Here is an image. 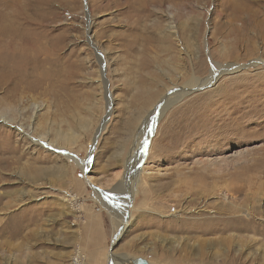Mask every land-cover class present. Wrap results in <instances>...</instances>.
<instances>
[{
    "label": "rangeland",
    "instance_id": "374dc122",
    "mask_svg": "<svg viewBox=\"0 0 264 264\" xmlns=\"http://www.w3.org/2000/svg\"><path fill=\"white\" fill-rule=\"evenodd\" d=\"M9 46L0 264H27L29 236L49 264H264V0H0Z\"/></svg>",
    "mask_w": 264,
    "mask_h": 264
},
{
    "label": "bare ground",
    "instance_id": "6f19581e",
    "mask_svg": "<svg viewBox=\"0 0 264 264\" xmlns=\"http://www.w3.org/2000/svg\"><path fill=\"white\" fill-rule=\"evenodd\" d=\"M250 13L248 12L247 13H241V16H249L248 19H242V22H243V26L246 27V25H251L252 24V20H253V23L255 22V20L257 19V15L254 17V15H249ZM237 15V14H236ZM240 15V14H239ZM230 27L233 28V25H231ZM234 29V28H233ZM232 31V30H231ZM10 48H7L8 51H6L7 53V56H3V57H0V66H3V67H7L9 64H10V60L11 59H15L16 56H17V52L14 50V48H12L13 46H9ZM6 48V47H5ZM4 48V49H5ZM29 48V47H28ZM13 49V50H12ZM38 58V57H37ZM241 68L239 66H233V67H230L228 69V73L231 74V73H234L235 71H238L240 70ZM227 70V69H226ZM18 71V70H17ZM217 73V72H216ZM222 75V73H218V74H215L213 75V77L211 78V80H207L205 82H203V84L200 85V87H203V86H207V85H211V84H214L217 79ZM6 77L8 78L7 79V82L9 83V85H13V86H16L18 85L19 83H22L24 82L23 79H19V78H16L15 76L13 75H7L6 73ZM194 82V81H193ZM194 84V83H193ZM11 86V87H13ZM188 92L186 93H182L180 96H184L185 94H187ZM166 104V105H165ZM164 107H167V102L164 103ZM169 107V106H168ZM162 110V109H161ZM159 112V111H158ZM160 115V114H159ZM156 119V118H155ZM153 122V121H152ZM151 122V123H152ZM152 125V124H151ZM146 125L142 131V135H141V140L139 143L136 144V148L134 149L132 155H131V159L133 160L132 161V165H131V168L129 170V175L127 176L128 179L126 180V184H125V188L128 190V193L130 195V202L128 201L129 204H131L132 202V199H133V193H134V189H135V185H136V180H137V174L140 173L141 171V167L142 165L145 163V161H147V158L149 156V154L151 153V149H150V145H149V140H150V137L152 135V130H153V125ZM82 127L83 128H87L88 127V124L86 123H83L82 124ZM22 129V128H21ZM55 133V132H54ZM141 134V132H140ZM56 137L59 141V144L60 143H64L65 145H68V146H71V144L75 141L76 137L78 138V135H74V133H71V134H66V133H62V132H57L56 133ZM34 141H37V140H34ZM137 142V141H136ZM63 144V145H64ZM44 146H48L47 142L46 143H43ZM50 145H53L52 142L50 143ZM51 148V146H50ZM61 149V148H60ZM65 151V150H64ZM63 152V151H60V153ZM66 156L68 158H71L73 160L76 161V163L82 168L84 169L85 171H87L88 169V164H85L81 161H78L77 160V156L76 155H73V154H68L66 152ZM107 198V197H104V199ZM126 201V200H125ZM110 202V201H109ZM113 205V204H112ZM116 205V204H115ZM127 205V204H126ZM125 205V206H126ZM111 206V205H110ZM120 206H118V209H119ZM112 208H114L112 206ZM122 208V206H121ZM124 208V207H123ZM116 209V207H115ZM127 209V208H125ZM120 214V213H119ZM123 215V213H122ZM125 215V214H124ZM112 218L115 219V221L117 219H119V215L116 214V212H112L111 214ZM128 217V216H127ZM124 219V218H123ZM122 220V219H121ZM0 221H2L0 219ZM124 221V220H123ZM128 222V221H127ZM126 223V222H125ZM116 224V223H115ZM117 226V225H116ZM116 230V229H115ZM42 231V230H41ZM121 234V233H120ZM31 235H34V237L38 236L39 235V232L36 231L35 233L31 234ZM39 237V236H38ZM37 237V238H38ZM33 236H29L28 239L26 241L29 240V242L27 243H24L23 245L21 246H17L16 247V250H20V249H23L25 246L27 247V256L29 258V262L27 264H49V259L45 260V259H41L40 255H35V254H31L32 253V248L34 246H31L29 245V243H31L30 241L32 240ZM36 239V238H35ZM38 240H36L35 243H37ZM40 241V240H39ZM32 244V243H31ZM41 244V243H40ZM33 245V244H32ZM20 247V248H19ZM25 250V249H24ZM7 252V248L5 247V245H1L0 246V260L2 259L1 258V255L5 254ZM42 255V254H41ZM73 261H72V264H84L85 263V256L83 257V255L81 254L80 251H77L74 255H73ZM45 262H44V261ZM109 261V264H118V263H122L124 261L123 258H119L117 257L116 255H110V258L108 259ZM140 264H144V262H140Z\"/></svg>",
    "mask_w": 264,
    "mask_h": 264
},
{
    "label": "water",
    "instance_id": "95a60500",
    "mask_svg": "<svg viewBox=\"0 0 264 264\" xmlns=\"http://www.w3.org/2000/svg\"><path fill=\"white\" fill-rule=\"evenodd\" d=\"M144 264H146V263H144Z\"/></svg>",
    "mask_w": 264,
    "mask_h": 264
}]
</instances>
